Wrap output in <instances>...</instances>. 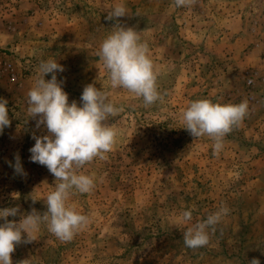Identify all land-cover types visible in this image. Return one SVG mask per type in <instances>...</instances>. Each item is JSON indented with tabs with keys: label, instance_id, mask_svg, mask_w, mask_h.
<instances>
[{
	"label": "rangeland",
	"instance_id": "obj_1",
	"mask_svg": "<svg viewBox=\"0 0 264 264\" xmlns=\"http://www.w3.org/2000/svg\"><path fill=\"white\" fill-rule=\"evenodd\" d=\"M117 5L127 9L119 22L148 45L163 97L152 105L113 88L97 56L116 22L106 16ZM49 59L65 69L57 80L69 104L81 106L84 87L94 84L123 111L105 122L117 131L106 159L78 169L95 187L73 190L66 201L89 217L88 226L63 242L41 224L33 241L15 247L13 264H264V0L184 7L174 0H0V98L11 121L0 134V210L20 208L9 221L32 208L46 212L59 183L29 151L33 135H48L31 119L27 93ZM205 99L249 105L218 155L209 137L196 140L183 129V111ZM17 154L26 175L9 166ZM221 207L229 211L209 230V244L187 248L183 234L191 224L182 212L191 210L195 223Z\"/></svg>",
	"mask_w": 264,
	"mask_h": 264
},
{
	"label": "clouds",
	"instance_id": "obj_2",
	"mask_svg": "<svg viewBox=\"0 0 264 264\" xmlns=\"http://www.w3.org/2000/svg\"><path fill=\"white\" fill-rule=\"evenodd\" d=\"M195 0H174L176 7L190 6ZM127 16L124 5H117L107 14L106 20L116 21L113 31L103 40L97 56L102 60L111 86L122 87L141 97L146 106L163 97L157 88V75L148 56L147 43L140 41L139 33L132 27L122 25L117 18ZM65 69L57 61H41L34 86L28 91V113L35 120L36 128L44 126L48 135H33L35 144L29 149L30 161L45 166L59 183L47 195V211L39 213L35 208L20 215L19 222L9 221L20 213L19 206L0 210V264H13L11 254L21 243L33 241L30 237L41 224L56 238L63 242L71 241L74 235L86 228L89 217L78 213L66 201L73 190L81 194L89 193L95 187L94 177L78 172L94 158L106 159L115 144L117 131L105 123L108 118L117 116L122 107L108 100V93L98 90L94 84L86 85L80 97L81 106L76 101L69 104L68 94L63 90L64 81L57 80V73ZM51 74L50 80L45 76ZM248 83L253 81L249 78ZM8 101L0 98V134L10 127ZM248 101L238 104H219L210 100L192 101L183 111L181 120L189 134L199 139L207 136L213 141V155H218L224 147V139L234 127H238L248 115ZM37 117H39L37 119ZM14 173L26 175L17 154L15 164L9 162ZM35 203V200H33ZM226 207L209 214L206 219L191 223V210L181 214L185 224H191L183 234L184 244L190 249L205 247L210 242L209 230L222 216L228 214ZM26 234L27 239L23 236ZM20 264H27V260ZM248 264H260L253 258Z\"/></svg>",
	"mask_w": 264,
	"mask_h": 264
}]
</instances>
